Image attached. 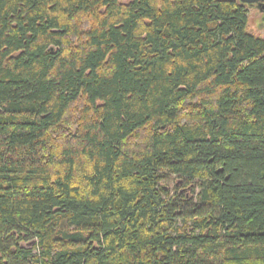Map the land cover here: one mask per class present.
Here are the masks:
<instances>
[{"label":"trees","instance_id":"trees-1","mask_svg":"<svg viewBox=\"0 0 264 264\" xmlns=\"http://www.w3.org/2000/svg\"><path fill=\"white\" fill-rule=\"evenodd\" d=\"M0 264H264L247 5L0 0Z\"/></svg>","mask_w":264,"mask_h":264},{"label":"rangeland","instance_id":"rangeland-1","mask_svg":"<svg viewBox=\"0 0 264 264\" xmlns=\"http://www.w3.org/2000/svg\"><path fill=\"white\" fill-rule=\"evenodd\" d=\"M248 19L251 30L254 34L264 39V21L263 14L256 7H248ZM198 193V190L196 194Z\"/></svg>","mask_w":264,"mask_h":264},{"label":"water","instance_id":"water-1","mask_svg":"<svg viewBox=\"0 0 264 264\" xmlns=\"http://www.w3.org/2000/svg\"><path fill=\"white\" fill-rule=\"evenodd\" d=\"M240 3L248 7H256L259 11L264 12V0H238ZM264 21V17H263Z\"/></svg>","mask_w":264,"mask_h":264},{"label":"flooded vegetation","instance_id":"flooded-vegetation-1","mask_svg":"<svg viewBox=\"0 0 264 264\" xmlns=\"http://www.w3.org/2000/svg\"><path fill=\"white\" fill-rule=\"evenodd\" d=\"M262 14H263V17H264V12H262Z\"/></svg>","mask_w":264,"mask_h":264}]
</instances>
